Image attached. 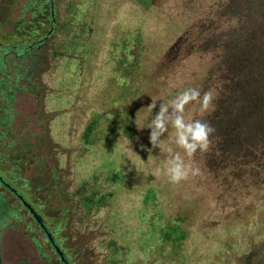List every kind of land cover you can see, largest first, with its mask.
I'll return each mask as SVG.
<instances>
[{
  "label": "rangeland",
  "instance_id": "rangeland-1",
  "mask_svg": "<svg viewBox=\"0 0 264 264\" xmlns=\"http://www.w3.org/2000/svg\"><path fill=\"white\" fill-rule=\"evenodd\" d=\"M51 1L57 26L45 48L52 49L53 57L45 50L34 79L23 71L19 83L35 82L36 92H14L6 106L10 129L42 133L47 144V151L38 152L43 175L49 182L54 175L62 190L47 201L55 215L48 221L54 226L65 221L62 246L71 262L264 264V204L254 198L259 191L252 182L244 190L237 184L246 172L224 176L222 127L212 126L209 151L194 158L201 175L176 185L163 171L156 174L169 148L180 151L173 143L174 130L169 126L159 147L152 148L147 128L159 104L187 84L195 82L189 88L211 91L217 98L225 73L236 79L237 88L250 83L245 76H254V64L245 66L264 40L263 20L258 23L263 31L251 25L249 34L225 44L218 32L235 28L223 24V9L245 7L246 0ZM19 2L0 0L3 18H13ZM249 6L243 10L253 20ZM196 16L216 18L217 29L191 45L184 32ZM227 48L243 52L229 54ZM207 114L201 116L198 106L190 104L185 119L208 122ZM90 124L94 133L85 139ZM181 156L189 162L182 151ZM33 172L19 171L14 177L27 178L30 196H38ZM83 184L84 194L94 191L101 207L97 211L84 213L80 199L77 204L73 193Z\"/></svg>",
  "mask_w": 264,
  "mask_h": 264
},
{
  "label": "trees",
  "instance_id": "trees-1",
  "mask_svg": "<svg viewBox=\"0 0 264 264\" xmlns=\"http://www.w3.org/2000/svg\"><path fill=\"white\" fill-rule=\"evenodd\" d=\"M246 1L247 6L243 7L242 5V8L233 9L230 7L231 4L224 7L222 22L226 27L231 25L235 29H228L223 34L218 32L217 35L223 43L227 44L233 39L239 40L244 34H249L251 25L261 28L258 23L262 20L261 23H263L264 28V0ZM250 3L253 4L254 8L253 20L249 19V12L243 10H250ZM235 10L239 12L233 14ZM3 13V10L0 11V164L9 177H14L19 171H26L27 169L34 171V179L37 182L34 190L39 195L31 198L37 211L50 224L48 220L53 219L55 215L48 211L47 201L55 194L62 195V190L61 185L54 184V175L49 177L50 182L43 175L44 170L41 163L43 157H40L38 152L41 153L42 149L47 151V144H43L41 141L42 133L34 135L31 129H10L8 124L11 120V110L5 106L14 92H26L27 90L31 93L36 92L35 82L27 81L23 85L19 83V80L22 79L21 74L25 70V72L30 73L29 78L34 79L36 70L43 67L41 60L45 50L50 52L53 57L52 49H49V46L45 48L57 26L53 18V3L51 0H20L13 10V18L10 16L3 18ZM216 26V18L196 16L186 26L184 36L187 39L191 37V45L195 42L200 43L205 34L209 35L211 32L214 35V32L216 33ZM260 30L263 31L262 28ZM262 37L264 38V34ZM225 50L229 54L243 52L242 49L234 51V48ZM248 57L249 63L245 67H249L252 61L254 65L251 68H253L254 76L245 77L246 81L251 80V82L237 88L236 79L233 76H227L225 73V78L219 83L218 96L213 101L215 108L207 114V119L211 126L215 128L219 125L223 130L224 147L222 153L224 154L221 153V150L216 151L222 156L224 155V176L227 178L228 175L246 172L247 174L244 176H238L237 182L239 183L237 184L245 185L242 188L244 190L248 187V182H252L253 189L259 191L254 198L264 204V194H262V192L264 193V40L257 44L252 57ZM191 85L194 86L196 83L187 84L176 93L189 88ZM176 93L169 94L168 98H172ZM33 124H35V117ZM94 128L93 124L87 126L84 132L85 139L94 133ZM128 128L127 125L126 130ZM213 136L214 134L210 138L211 143L214 142L212 141ZM24 139H28V143L25 146H19L20 148L17 149V144L21 145ZM17 181H20L19 183L27 192L29 191L30 186L27 178L24 180L17 178ZM85 187V184L81 185L73 193V196L77 198L78 205L80 199L84 213L97 211L101 207L94 200L95 193L91 191L84 194ZM28 194L30 193L28 192ZM58 211L62 217L64 211H61V208ZM58 221L61 223L63 220ZM56 228L62 227L58 225ZM81 252L84 250L82 249ZM82 262H85L84 258H82ZM48 264L60 263L57 259H50Z\"/></svg>",
  "mask_w": 264,
  "mask_h": 264
},
{
  "label": "clouds",
  "instance_id": "clouds-1",
  "mask_svg": "<svg viewBox=\"0 0 264 264\" xmlns=\"http://www.w3.org/2000/svg\"><path fill=\"white\" fill-rule=\"evenodd\" d=\"M215 99L216 96L211 91L201 94L195 88L185 89L166 102H161L158 111L148 124L149 143L152 148L159 147L160 139L168 132L169 126L174 130L173 143L180 151L169 148L170 155L164 168L157 169L156 173L163 171L169 183L176 185L201 175V169L195 166L194 158L197 153L203 154L209 151L210 137L215 133V129L204 119L186 120L185 110L186 106L195 104L203 116L214 110ZM155 107V103L150 104V110ZM181 151L189 158V162H185Z\"/></svg>",
  "mask_w": 264,
  "mask_h": 264
},
{
  "label": "flooded vegetation",
  "instance_id": "flooded-vegetation-1",
  "mask_svg": "<svg viewBox=\"0 0 264 264\" xmlns=\"http://www.w3.org/2000/svg\"><path fill=\"white\" fill-rule=\"evenodd\" d=\"M50 15H52V12H50ZM5 107L9 108V106ZM0 179L9 183L16 191V194H14L0 182V264H47L50 259L58 260L44 233L22 206L18 196L41 217L45 230L66 262L74 264L71 262L66 249L62 246L63 242L67 240L64 231L65 221L57 222L56 226L61 225L62 227L60 229L49 224L42 214L37 211L32 196L17 181V178L8 176L1 164Z\"/></svg>",
  "mask_w": 264,
  "mask_h": 264
},
{
  "label": "water",
  "instance_id": "water-1",
  "mask_svg": "<svg viewBox=\"0 0 264 264\" xmlns=\"http://www.w3.org/2000/svg\"><path fill=\"white\" fill-rule=\"evenodd\" d=\"M0 182L2 183V185H4L5 187H7L11 192H13L14 194H16L15 191L12 190L8 185H6L1 179H0ZM18 198H19V200H20L22 206L27 210V212L29 213V215L31 216V218L34 220L35 224H36L37 226H39V228H40V229L42 230V232L44 233L46 240L50 243V245H51L53 251L55 252V254H56V256H57V258H58V260H59V262H60L61 264H68V263L66 262V260L64 259L63 255L61 254V252L58 250V248H57V247L55 246V244L53 243V241H52L50 235L48 234V232L45 230V228H44V226H43V224H42V219H41V217H40L39 215H37V214H36V213L30 208V206H29V205H28V204H27V203H26L21 197L18 196Z\"/></svg>",
  "mask_w": 264,
  "mask_h": 264
}]
</instances>
